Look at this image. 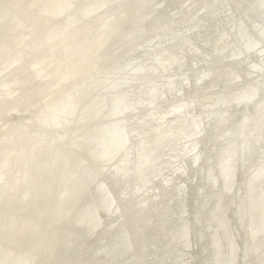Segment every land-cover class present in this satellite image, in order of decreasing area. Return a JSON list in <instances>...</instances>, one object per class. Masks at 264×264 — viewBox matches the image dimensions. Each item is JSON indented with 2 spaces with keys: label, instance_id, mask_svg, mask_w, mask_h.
Wrapping results in <instances>:
<instances>
[{
  "label": "bare ground",
  "instance_id": "1",
  "mask_svg": "<svg viewBox=\"0 0 264 264\" xmlns=\"http://www.w3.org/2000/svg\"><path fill=\"white\" fill-rule=\"evenodd\" d=\"M0 264H264V0H0Z\"/></svg>",
  "mask_w": 264,
  "mask_h": 264
},
{
  "label": "rangeland",
  "instance_id": "2",
  "mask_svg": "<svg viewBox=\"0 0 264 264\" xmlns=\"http://www.w3.org/2000/svg\"><path fill=\"white\" fill-rule=\"evenodd\" d=\"M213 110H215V108L213 109ZM216 114V113H215ZM214 114V115H215ZM225 117V116H224ZM232 117H233V119H232ZM235 117H237V116H235L234 114H230L228 117H227V119H226V123L228 124L229 122H230V120H231V124H234L233 122H234V120H235ZM217 121H218V117H214V120H213V122H211V124H212V126L209 128V129H216V128H218V126H217ZM209 133H211L210 131L208 132V134ZM208 136V135H207ZM226 135H223V136H220V134H219V132H217V135L215 136V137H212V139H213V141H217V140H219V142H220V144L219 145H222L223 144V142L224 141H228L227 140V137H225ZM207 139V138H206ZM205 145V144H204ZM204 172V168H203V171H201L200 173H199V175L202 177V173ZM198 175V176H199ZM203 178V177H202ZM198 180H200V178L198 177ZM200 183V182H199ZM215 184H218L217 182L215 183ZM215 184H213V185H215ZM210 189H211V187H210Z\"/></svg>",
  "mask_w": 264,
  "mask_h": 264
}]
</instances>
